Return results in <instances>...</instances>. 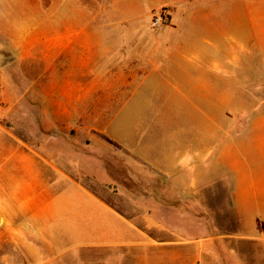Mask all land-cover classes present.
Wrapping results in <instances>:
<instances>
[{
  "label": "crops",
  "instance_id": "1",
  "mask_svg": "<svg viewBox=\"0 0 264 264\" xmlns=\"http://www.w3.org/2000/svg\"><path fill=\"white\" fill-rule=\"evenodd\" d=\"M51 3L61 11L45 22L44 0H3L0 15V75L9 71L0 78L2 99L18 101V116L41 117L37 130L51 131L22 135L0 124L1 264H264V253L235 250L228 234L187 230L201 226L203 212L244 209L248 146L264 147V0H102L94 12L84 0ZM155 12L162 22L152 23ZM113 19L142 21L126 23L129 36L156 27L153 45L165 47L130 54L131 71L109 80L106 51L119 50ZM172 31L209 36L219 53L210 70L202 62L181 65L202 73L180 70L193 119L172 127L92 122L105 114L106 84L137 77L170 83L166 73L149 76L171 62L152 52L172 53L165 48L173 44L182 53L189 44L173 42ZM127 44L139 50L136 40ZM142 57L151 67L138 76ZM85 180L129 196V212ZM219 183L225 206L204 200V190ZM255 227L263 229L260 221Z\"/></svg>",
  "mask_w": 264,
  "mask_h": 264
},
{
  "label": "rangeland",
  "instance_id": "2",
  "mask_svg": "<svg viewBox=\"0 0 264 264\" xmlns=\"http://www.w3.org/2000/svg\"><path fill=\"white\" fill-rule=\"evenodd\" d=\"M83 4L86 10L94 12L97 11L100 6L102 7V0H84ZM104 4V3H103ZM29 6V5H28ZM62 4H53L51 0H44L43 13L44 22L51 18V15L60 9ZM112 10L110 7L107 11ZM158 16H161V12H155ZM4 14L3 0H0V15ZM149 18V17H148ZM121 21L117 19L109 20V25L116 23L113 28L117 31V36L115 39L117 42V48L119 50H107L106 51V71L108 79H112L116 71L123 70V72H130L131 68L127 67L130 63V54L134 52H139V54L147 53L148 49L151 47H165L161 43L157 46L153 45L154 36L156 34V27H144L141 26V30L129 36L127 34L126 23H139L142 21L135 19H125L121 24ZM108 23V21H107ZM148 24V22H147ZM169 38L175 41L183 40L189 44L185 47H181L182 53L175 52V47L173 44L165 48V50L171 49L173 52L168 51L167 54H163L160 51L152 52L154 55H170L171 62L166 65L165 70L161 68H155L153 73L149 78H155L158 76L157 73H166L169 78L170 83H158L157 81L151 82L150 80L142 82L140 77L137 80H129L128 83H108L105 85V90L101 94L102 108L105 112L101 117H92V122L101 123L102 125H109L111 127L122 124V125H137V126H147V125H157V120L160 124L164 122L172 125L178 126L181 121L189 122L192 120L194 114L191 109L188 108V103L185 94L190 91V86L180 80V78H185L181 71L189 70L192 75L200 76L202 73L199 69L193 68H182L181 65H187L186 60L193 62H202L203 68L205 70H210L213 66L214 61L218 59L219 53H217L216 47H211L207 40L211 37H185L181 36L180 32L172 31ZM136 40L138 44L135 47H139L138 51H131V44H127L128 40ZM142 52V53H140ZM143 66L138 68V76L142 75L144 69H149L151 64L147 63L145 58H141ZM122 66V67H120ZM120 67V68H119ZM181 70V71H180ZM8 70L3 68L0 75L2 80L7 79L5 73ZM9 72V71H8ZM5 86L8 84L4 83ZM10 86V85H9ZM19 86V85H18ZM18 86H15L13 95H19ZM1 92V85H0ZM197 93V92H196ZM194 96L191 97L195 101V96L199 98V94L193 92ZM188 98V97H187ZM245 103H247L245 101ZM258 101H251V107L257 106ZM248 106V104H247ZM9 108H14L15 115H5ZM20 104L18 101H9L2 99L0 94V124L7 126L8 128H14L17 132H22L32 135L34 133L40 132V130L51 132L49 128L40 127L37 130L38 120L41 117H36V122L31 116H18V109ZM190 113L188 114V112ZM81 119V118H80ZM76 123L77 117L75 119ZM80 122V121H79ZM166 124V125H167ZM40 135V134H39ZM105 137V136H104ZM108 140L112 141V138L106 137ZM257 139V136L248 138L246 143L250 140ZM259 140V138L257 139ZM76 142L80 143L81 139L76 137ZM248 145V144H247ZM250 158L246 157L244 160V167L247 170V182L245 188V203H243L244 209L242 212L231 214L226 211H209L201 213L204 217L201 226L190 227L188 232L191 235H198L201 237H213L216 235H227L230 237V241L233 243L235 250L236 247H242L243 250L250 253H264V147H258L249 145L248 146ZM237 150L236 152H238ZM261 153V154H259ZM261 155V156H259ZM221 172H225V169L221 167ZM92 188L97 190L104 198L115 204L118 208H122L129 212L131 199L129 196H123L117 194L116 190L107 185H98L92 180H85ZM107 187V188H106ZM110 188V190H108ZM207 196L204 197L207 203L213 205L225 206L227 204V197L224 194L225 188L218 184V188H210L204 190ZM217 191V192H216ZM219 193V194H214ZM2 221V216L0 218V223ZM260 221L263 225L261 227H255V223ZM199 224V223H197ZM157 234L158 233L156 231ZM2 260L0 259V264Z\"/></svg>",
  "mask_w": 264,
  "mask_h": 264
},
{
  "label": "built area",
  "instance_id": "3",
  "mask_svg": "<svg viewBox=\"0 0 264 264\" xmlns=\"http://www.w3.org/2000/svg\"><path fill=\"white\" fill-rule=\"evenodd\" d=\"M163 21V18L161 16H153V19H152V23L153 24H157L158 22H162Z\"/></svg>",
  "mask_w": 264,
  "mask_h": 264
},
{
  "label": "bare ground",
  "instance_id": "4",
  "mask_svg": "<svg viewBox=\"0 0 264 264\" xmlns=\"http://www.w3.org/2000/svg\"><path fill=\"white\" fill-rule=\"evenodd\" d=\"M69 18V17H68Z\"/></svg>",
  "mask_w": 264,
  "mask_h": 264
}]
</instances>
